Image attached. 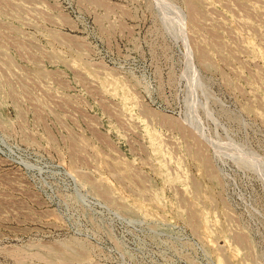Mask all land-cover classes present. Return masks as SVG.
Masks as SVG:
<instances>
[{
	"label": "rangeland",
	"instance_id": "rangeland-1",
	"mask_svg": "<svg viewBox=\"0 0 264 264\" xmlns=\"http://www.w3.org/2000/svg\"><path fill=\"white\" fill-rule=\"evenodd\" d=\"M0 264H264V0H0Z\"/></svg>",
	"mask_w": 264,
	"mask_h": 264
},
{
	"label": "bare ground",
	"instance_id": "bare-ground-1",
	"mask_svg": "<svg viewBox=\"0 0 264 264\" xmlns=\"http://www.w3.org/2000/svg\"><path fill=\"white\" fill-rule=\"evenodd\" d=\"M39 246V245H38ZM46 249H48V248H46ZM50 249V248H49ZM51 251V250H50ZM32 255V254H31ZM33 256V255H32ZM36 257V256H35ZM43 257V256H42Z\"/></svg>",
	"mask_w": 264,
	"mask_h": 264
}]
</instances>
